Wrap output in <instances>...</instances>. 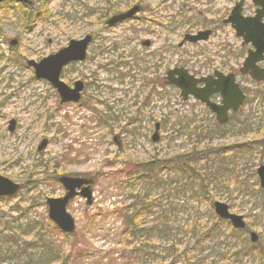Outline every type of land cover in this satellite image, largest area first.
<instances>
[{"label":"rangeland","instance_id":"rangeland-1","mask_svg":"<svg viewBox=\"0 0 264 264\" xmlns=\"http://www.w3.org/2000/svg\"><path fill=\"white\" fill-rule=\"evenodd\" d=\"M122 1L120 11L137 1L144 8L132 19L110 28L104 27L103 21L95 15H88L72 24L63 20V13L73 9L71 5L77 3L73 0H52L44 8L49 20L40 14L44 11L41 5L30 8L14 1L0 5V174L22 185L13 197L0 199V264H34L50 257L46 252L41 253L39 248L40 251H33L35 255L31 261H18L26 255V252L20 253L18 246L34 242L37 247L41 244L39 238L44 239L49 249L69 255L70 264H122L120 252L125 246L123 241L128 238L125 236L122 240L119 212L130 200L125 199L129 188L122 191L128 185L126 179L116 172L117 168L126 162L127 170H135L130 162L147 160L156 153L160 157L165 153L174 156L187 151L196 142L200 147L210 142L209 146L214 151L218 150L216 154L220 152L211 156L219 159L227 151L224 146L237 145L236 150L232 149L225 155L233 156L232 160L225 159L224 162H231L229 168L239 167L247 172L251 166L254 167L255 175L250 179L242 178L241 182L245 185L248 180V184L254 185L250 192L256 193V200L251 195H237L235 184L225 191L228 184L225 181L220 184L221 180H217L210 192L213 203L218 200L227 203L231 212L244 216L247 224L244 231L226 238L227 245L229 238L236 243L233 249L229 251L220 237L216 242L217 250L228 258L235 255L241 260L238 264H264V212L254 207L264 200V192L255 190L260 185L257 169L264 164V159L261 160L264 153V82L258 84L248 75L240 74L239 65L244 57L236 53L240 43L234 39L232 28L222 22L239 0ZM81 2L90 7L105 4L102 0ZM126 2L129 3L125 5ZM251 9L252 2L246 0L244 12L251 13ZM54 20L65 22L57 24ZM202 28L213 29L208 40L179 47L185 33H195ZM89 32L96 35L89 47L86 64L67 66L66 78L72 84L81 73L85 74L88 77L86 83L91 87L80 103L60 106L55 95L52 98L44 96L47 82L35 77L26 60L39 61L71 39H78ZM13 39L18 40L15 47L10 45ZM49 39L53 41L49 42ZM144 40H149L151 45L143 46ZM227 44L236 50L229 51ZM227 50L229 54L225 53ZM147 54H156L162 61L160 82L162 74L177 66L198 75L206 74L208 68H233L247 95L246 102L229 122L218 127L205 105L193 97L184 102L179 90L173 86L165 85L159 89L156 85L152 88V83L142 84V76L134 62L136 57ZM130 56L134 58L131 60ZM128 60L132 61L130 66L122 64ZM151 70L148 78L154 77L156 81L157 75H150ZM48 94L52 95L51 92ZM4 95H9L7 104L5 99L8 97ZM109 106L113 111L107 116ZM246 113L253 116L248 119V124H244ZM117 116L122 118V124L129 119L137 122L125 129L114 126L111 133L106 124L114 122ZM13 117L17 118V127L10 132L9 120ZM157 122L160 125L156 132ZM184 125H189L190 130L202 128L208 139H202L205 135L201 134L198 142L196 134H183ZM259 126L261 128L258 129ZM154 134L158 136L156 142L152 141ZM43 138H48L49 144L38 152L37 147ZM54 174L93 180L92 203L87 204V198L78 194L68 205L69 213L76 220V229L71 234L62 232L48 217L46 199L65 193ZM195 197L191 201L193 205L206 209L211 206L213 209L210 198L204 194ZM28 223L34 225L38 235L23 234L28 230ZM250 231L258 233L260 238L256 246L244 253L243 241L250 242ZM225 235H229L228 232ZM212 244L215 242L207 240L200 245ZM234 250L242 252L235 254ZM108 257L114 260H108ZM218 258L210 257L206 264H236L232 259Z\"/></svg>","mask_w":264,"mask_h":264},{"label":"trees","instance_id":"trees-1","mask_svg":"<svg viewBox=\"0 0 264 264\" xmlns=\"http://www.w3.org/2000/svg\"><path fill=\"white\" fill-rule=\"evenodd\" d=\"M34 1L37 5H41L42 10H44L52 0ZM70 1L72 0H68V2ZM73 1H77V3L74 6L71 5L73 9L66 11V14H63L64 18H62L70 23H78L80 20L88 17V15L93 14L99 20L104 21L111 14L119 12L121 8L120 3L123 2L122 0H102L105 4L101 7H90L87 3H82L81 0ZM128 3L126 2L125 5ZM79 5L81 6L80 9L78 8ZM87 10L88 13H86ZM40 14H42V17L49 19V14L47 15L45 10ZM60 21L57 22L60 23ZM120 118L117 116L114 122L112 121V123L107 124L110 127L111 133L115 129L114 126L125 129L129 125L133 127L136 124V120L131 121L130 119L127 123L122 124L120 123L122 118ZM252 118L253 116L250 113H246L244 124H248V119ZM188 127L189 125L182 127L184 129L183 134L191 136L192 134H196L197 141L201 139L199 135H205L204 132L206 131L200 127H196L194 130H190ZM202 139L206 140L208 138L205 135ZM209 139L214 138L210 137ZM209 144L210 142H207L205 146L200 147L196 142L187 151L174 156H169L168 153H165L163 157H160L159 153H156L147 160L135 163L130 162V164H134L135 170L129 171L127 168L125 169L126 162H123V167H119L121 170L118 173L126 179L128 185L124 186L122 191L124 192L126 188H129V193H126L125 199L130 200L119 212L122 218V240H124L125 236L128 238L123 241L125 242V246L120 252V259H123L122 264H206V261L210 257L232 259L233 263L236 264L241 262L235 255L233 256L236 259L233 256L228 258L220 253L217 250L216 243L217 239L222 237V242L227 245L226 238L230 236L235 237V233L240 231L230 228L228 221L218 218L211 206L206 209L200 205L204 208L201 211L200 206L193 205L191 201L196 198V195L204 194V197L207 196V198H210L211 203H213V194L210 191L216 185L217 180H221L220 184L221 182L224 183V181L227 182L228 185L224 188L225 191L233 188V184H235V191H238L237 195H251L253 200H256V193L250 192L254 185L248 184V180V183L245 182V185L241 182L242 178L248 177L250 179L251 176H254L255 170L252 166L249 172L239 167L229 168L231 162H224L225 159L227 161L232 160L233 156L225 157V155L231 152L232 149L236 150L237 145L224 146L223 148L227 151L221 155L223 158L219 159L216 156H211L212 154H216L218 150L214 151ZM217 154H220V152H217ZM263 159L264 153L261 155V160ZM211 160L212 163H210ZM216 161L219 165H216ZM163 171L165 173H162ZM235 180L237 182H234ZM209 187L211 188L210 190ZM255 190L263 193L264 187L259 185ZM254 207L263 209L262 212H264V200H262V203L259 201ZM110 212L108 211L107 213ZM27 226L28 230L23 234L29 236L38 235V232H35L34 225L28 223ZM226 232L229 235L226 236ZM207 240L215 242V244L210 246L200 245L201 243L204 244ZM229 240L227 246L230 251L234 247L233 244L236 243L233 242L232 238H229ZM38 241L41 244L37 247L34 245V242L24 243V245L26 244L24 247L18 246L21 254L26 252V255H23L25 258H18V261L25 259L31 261V258H34L35 255L33 251L38 252L41 250V253L46 252L50 257L43 259L42 262L36 261L34 264H70L69 255L64 256L57 250L51 249L48 245L49 249L42 238H39ZM112 242L113 244L115 243L113 240ZM243 244L246 247L244 253L250 247L256 246V244H252L246 240L243 241ZM112 251L114 253V250ZM192 252L196 254H192ZM233 252L238 254L242 251L234 250ZM108 260L112 261L114 258L110 259L108 257ZM214 262L216 261L214 260ZM28 263L32 264V262Z\"/></svg>","mask_w":264,"mask_h":264},{"label":"water","instance_id":"water-1","mask_svg":"<svg viewBox=\"0 0 264 264\" xmlns=\"http://www.w3.org/2000/svg\"><path fill=\"white\" fill-rule=\"evenodd\" d=\"M4 0H0L2 2ZM25 4H32L31 0H16ZM256 3L259 0H255ZM264 5V4H263ZM139 10V6H134L125 13L119 15H114L111 19L108 20V25H115L119 21L133 16ZM233 14L237 15L238 25V35L244 36L246 41H253L257 44H264V24L257 26L255 21L260 18L262 15H257L253 18H243L241 15V7L238 4L234 10ZM252 20V21H251ZM186 39L190 41H197L202 38H207L205 32H200L197 35H186ZM91 37L88 35L86 38L81 40H71L68 47L60 49L57 53L50 55L49 57L43 59L40 63L34 61H28V65H32L36 69V75L38 77L48 78L51 80L52 84L58 89L62 102H77L80 99V91L82 90V83L76 82L75 88H70L65 83L59 80V75L61 68L68 64L71 61L83 60L86 56L87 45ZM11 44L14 45L15 41H11ZM259 53V52H258ZM250 54L246 59L244 70L251 69V75L253 78L258 80L264 78V70L259 69L256 66V62L260 60V57H257V54ZM261 53V52H260ZM259 55V54H258ZM178 74V77L175 78L174 75ZM221 76V75H219ZM168 83L175 84L182 89V96L186 99L189 94L195 95L198 99L205 102L208 106L211 107L213 111L217 113V119L220 123H224L228 120L227 111L233 109L234 111L238 110L239 107L243 104L245 95L243 91L239 88L237 84L234 83L233 75H229L225 79L219 77L216 80V88H212V84L209 78H200L197 79L194 76L188 74V72L183 69H174L168 72ZM206 82V86L203 88H198L197 84L200 82ZM219 91L223 97V105L218 106L209 101V96L213 93ZM159 124L156 125V130H158ZM10 129H14V121L11 122ZM153 141L158 140V136L154 134ZM48 144V140L44 139L38 147V150L41 151ZM258 175L261 180V185H264V164L261 165L258 169ZM59 181L64 185L67 190L65 196L60 198H48L47 204L49 205V218L56 223L59 229L65 233H73L76 229V223L74 217L67 211V206L69 202L78 194L87 198V204H91L93 201L91 184L93 183L92 179L82 178V177H71V176H61ZM84 184L88 186L83 187L82 191L78 193L77 188H80ZM20 185L13 182L9 178L0 174V196H11L18 192ZM215 213L222 219L229 220L232 223V226L237 229H244L246 223L242 215L232 213L228 204L222 201H216L214 203ZM250 239L252 242L258 241V234L256 232L250 233Z\"/></svg>","mask_w":264,"mask_h":264},{"label":"flooded vegetation","instance_id":"flooded-vegetation-1","mask_svg":"<svg viewBox=\"0 0 264 264\" xmlns=\"http://www.w3.org/2000/svg\"><path fill=\"white\" fill-rule=\"evenodd\" d=\"M237 2V1H236ZM235 2V3H236ZM245 5H246V0H244V8H245ZM255 11H256V8H255V6H253L252 7V9H251V13H245L244 12V10H243V13H244V15H246V16H249V15H252V14H254L255 13ZM209 29H211L212 30V34H213V29L212 28H209ZM92 43L94 42V40H95V35H93L92 36ZM235 40H237V41H239V43H240V45L237 47V50H236V47H233V45H230V44H227V46L228 47H230L229 48V51L230 50H236V53H239V55L241 56V55H243L244 56V58H245V56H246V54H247V52L252 48V46H251V44H243V42L240 40V39H238V38H234ZM52 39H49V42H52L51 41ZM60 49V48H59ZM59 49H57V50H55V51H53V52H51V53H54V52H56V51H58ZM229 51L227 50L225 53H227V54H229ZM51 53H49V54H51ZM150 55L151 54H147V55H143V57H140V60H139V62H137V61H135L134 63H135V65H138V70H139V72H140V74H141V76H142V78H141V82H142V84L143 85H147V83L149 82V78H148V75H144L146 72H148L149 71V68H150V65H157V67H152V70H151V74L150 75H154L155 73L157 74V73H159V68H160V66L162 65V62L160 61V60H157V62H156V64L155 63H150V60H151V58H150ZM87 58H88V56H87ZM87 58H86V60L85 61H82V62H77V63H75V64H86V61H87ZM243 58V59H244ZM139 65H141V67H140V69H139ZM259 65L261 66V67H264V59H263V61L261 62V63H259ZM240 67V66H239ZM67 66L62 70V72H61V76H60V80H62L63 82H65L67 85H69V86H73L74 85V82L76 81V80H79V81H81L82 83H83V90H82V98H83V96L85 95V93L88 91V89L91 87L89 84L87 85V80H88V77L85 75V74H80V78H78V79H76L72 84H69L68 83V81H70V80H68L67 78H66V73H67ZM216 71H219V72H222V73H224V74H228V73H236V71L233 69V68H225V66H220V67H214V68H208V71H207V73L206 74H203V75H198V74H195V73H192L193 75H196V76H204V75H207V76H211L210 77V81H211V83L214 85V87H215V82H216V80H217V76H215L214 75V73L216 72ZM138 72V71H137ZM148 74V73H147ZM238 75L236 74V80L238 81V77H237ZM157 78H158V76H157ZM162 79H161V82H160V80H158V87H160V88H162V86H163V81H164V79H163V76L161 77ZM153 77H152V81H153ZM239 81H240V79H239ZM238 81V82H239ZM262 82H264V80L262 81ZM200 86H201V84H200ZM95 87V86H94ZM11 87H9V89H10ZM13 89H14V87H12ZM45 88H46V91H44V96L46 97V98H52V97H54V95H55V98L56 99H58V104L60 105V106H63V105H67V104H62L61 103V101H60V96H59V93H58V91L56 90V88H54L53 87V85L51 84V83H48L47 82V85L45 86ZM40 89H42V88H40ZM48 90V91H47ZM12 91V90H11ZM17 91H19V89H16V92ZM48 92H51L52 93V95L51 94H48ZM159 95H161V93L159 94ZM4 96H9V95H4ZM8 100H9V97L8 98H6L5 99V104H7L8 103ZM210 100H211V102H215L216 104H220L221 103V101H222V96H221V94L219 93V92H214V93H212L211 94V96H210ZM82 101V100H81ZM206 107V109H207V111H208V113L210 114V116H211V118H212V120L218 125V122H217V119H216V114L215 113H213L212 111H210V109L207 107V106H205ZM233 114L234 113H230V118L233 116ZM10 120H15V129H16V125H17V118H10ZM10 120H9V122H10ZM15 129H14V131H15ZM13 131V132H14Z\"/></svg>","mask_w":264,"mask_h":264}]
</instances>
